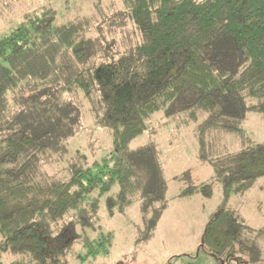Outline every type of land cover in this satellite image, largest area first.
Wrapping results in <instances>:
<instances>
[{
  "label": "rangeland",
  "instance_id": "1",
  "mask_svg": "<svg viewBox=\"0 0 264 264\" xmlns=\"http://www.w3.org/2000/svg\"><path fill=\"white\" fill-rule=\"evenodd\" d=\"M44 17H54L52 27L28 43L31 53L23 68L26 72L12 74L16 83L1 92L0 107L6 109L0 110V137L25 127L50 133L46 152L37 155L19 180L47 187L69 181L73 170L96 174L99 169L93 164L103 167L110 156V129L95 121V115L104 110L102 99L96 92L88 99L75 86L74 77L129 51L141 36L123 0H0V40L27 18ZM65 28L69 29L66 34ZM207 118L198 110L192 119L188 108L171 102L151 113L145 119L146 129L127 143L122 157L133 166L138 162L136 152L151 147L155 171L149 174L134 167L122 199L117 197V182L102 194L99 189L89 193L83 210L71 212L53 230V237L62 234L65 238L71 230L74 240L63 242L60 249L50 244L56 251L52 257L45 244L46 264H55L54 259L58 264H220L202 249L201 239L208 219L223 205L245 226L249 247L226 264H264V233L256 232L264 228V175L245 191L231 192L226 200L224 184L215 177V171L226 168L248 140L264 143V115L219 116V124L241 128L242 134L205 126ZM199 133L203 146H198ZM186 172L189 177L184 176ZM156 176L162 179V187L154 184ZM202 182L212 186L209 200L199 195L178 196L187 186ZM147 188H154L157 195L147 197ZM123 198L131 203H124ZM109 199L113 206L108 205ZM102 233H110L109 243L88 255L84 240L97 243ZM252 247L258 249V258ZM20 258L18 253L0 251L1 264Z\"/></svg>",
  "mask_w": 264,
  "mask_h": 264
},
{
  "label": "trees",
  "instance_id": "2",
  "mask_svg": "<svg viewBox=\"0 0 264 264\" xmlns=\"http://www.w3.org/2000/svg\"><path fill=\"white\" fill-rule=\"evenodd\" d=\"M123 5L140 33V42L114 60L100 62L74 77L75 86L88 99L96 92L104 105L95 121L110 129L113 149L103 167L95 162L96 174L73 170L69 181L47 187L24 184L19 180L37 155L46 152L50 133L25 127L0 137V251L22 255L10 264H46V246L52 257L56 251L50 244L60 249L63 242L74 240L71 230L68 238L53 237V230L71 212L83 210L89 193L99 189L102 194L117 182V197L122 199L134 167L149 174L155 171L151 147L136 152L138 162L133 166L126 165L122 155L127 143L146 129L145 119L166 103L188 108L192 119L202 110L208 116L205 126L237 134L243 130L219 124V116L264 115V0H123ZM53 20L27 18L0 40V74L5 75L0 76V102L1 92L16 83L12 74L26 72L23 68L31 53L28 43L48 32ZM198 141L203 146L201 133ZM247 142L226 168L215 171L216 179L224 184V200L264 175V143ZM26 152L27 158L15 165ZM154 184L162 187V179L156 176ZM212 192V186L202 182L182 189L179 196L209 198ZM145 193L147 197L157 195L154 188ZM123 202L131 203L125 198ZM107 203L113 206L112 199ZM244 230L234 212L220 206L205 225L201 247L218 263L226 264L249 248ZM256 232L262 234L264 228ZM109 241L110 233H102L97 243L85 239L88 255ZM251 250L258 258V249ZM53 262L58 264L57 259Z\"/></svg>",
  "mask_w": 264,
  "mask_h": 264
},
{
  "label": "crops",
  "instance_id": "3",
  "mask_svg": "<svg viewBox=\"0 0 264 264\" xmlns=\"http://www.w3.org/2000/svg\"><path fill=\"white\" fill-rule=\"evenodd\" d=\"M192 133H193V135L195 136L197 133H196V131L195 130H193L192 131ZM232 133V132H231ZM198 146H200L199 145V141H198ZM253 185V184H252ZM180 193V192H179ZM194 195H199V194H193V195H189V197H194ZM178 196H179V194H178ZM199 196H201V195H199ZM180 197V196H179ZM184 197H188V196H184ZM198 198H203V199H207V200H209L211 197H209V198H204V197H198ZM200 200V202H201V199H199ZM223 202H224V200H223ZM223 204V203H222ZM221 204V205H222ZM228 209V208H227ZM230 210V209H229ZM232 211V210H231ZM209 217V216H208Z\"/></svg>",
  "mask_w": 264,
  "mask_h": 264
}]
</instances>
